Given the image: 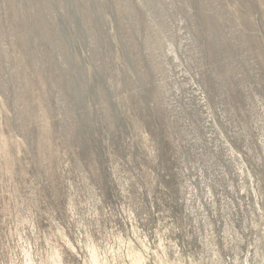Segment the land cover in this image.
<instances>
[{
    "label": "rangeland",
    "instance_id": "obj_1",
    "mask_svg": "<svg viewBox=\"0 0 264 264\" xmlns=\"http://www.w3.org/2000/svg\"><path fill=\"white\" fill-rule=\"evenodd\" d=\"M0 264H264V0H0Z\"/></svg>",
    "mask_w": 264,
    "mask_h": 264
}]
</instances>
